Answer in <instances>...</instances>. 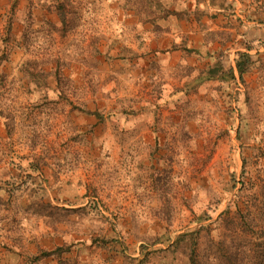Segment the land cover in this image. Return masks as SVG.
<instances>
[{
    "label": "rangeland",
    "instance_id": "obj_1",
    "mask_svg": "<svg viewBox=\"0 0 264 264\" xmlns=\"http://www.w3.org/2000/svg\"><path fill=\"white\" fill-rule=\"evenodd\" d=\"M193 244L264 264V0H0V264Z\"/></svg>",
    "mask_w": 264,
    "mask_h": 264
},
{
    "label": "trees",
    "instance_id": "obj_2",
    "mask_svg": "<svg viewBox=\"0 0 264 264\" xmlns=\"http://www.w3.org/2000/svg\"><path fill=\"white\" fill-rule=\"evenodd\" d=\"M241 57L245 58L244 63L249 62V59H247L246 55L242 54ZM235 67H236L238 74L241 77V74L243 73V69H244L242 64L239 61H237ZM189 234H193V232H190ZM195 246L196 244H193V247L191 248L190 255H189V264H199L198 254L196 252ZM50 254L52 253L50 252Z\"/></svg>",
    "mask_w": 264,
    "mask_h": 264
}]
</instances>
